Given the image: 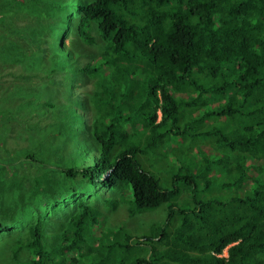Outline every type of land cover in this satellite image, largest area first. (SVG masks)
<instances>
[{
	"label": "trees",
	"instance_id": "16d2710c",
	"mask_svg": "<svg viewBox=\"0 0 264 264\" xmlns=\"http://www.w3.org/2000/svg\"><path fill=\"white\" fill-rule=\"evenodd\" d=\"M0 102V264H264V0H0Z\"/></svg>",
	"mask_w": 264,
	"mask_h": 264
},
{
	"label": "rangeland",
	"instance_id": "374dc122",
	"mask_svg": "<svg viewBox=\"0 0 264 264\" xmlns=\"http://www.w3.org/2000/svg\"><path fill=\"white\" fill-rule=\"evenodd\" d=\"M66 76H67L66 70H61V75L56 77L54 79V82L65 81ZM51 88L52 87H50L48 89V95L44 96V97H48L50 95ZM0 107H1V102H0ZM228 131H231V129H228ZM221 151L224 154H227L225 149H221ZM196 159H197V156H195L194 162H196ZM200 159L201 158H198V160H200ZM169 167L170 166L167 165L168 172H169ZM211 176H212V178H210L211 185L209 186V188L200 187V186L197 187V191H198L197 192L198 194L196 193V198L197 199H199V200L207 199L208 197L219 199L222 195L226 196V193H222V190L219 189L221 187V185H220L221 184V177L220 176L218 177V175H215V174H213ZM163 177L170 179V177H168V174H164ZM101 192H104V191H101ZM115 193L116 192L114 191V194ZM189 205H192V204H189ZM189 205H187V206H189ZM161 212H162V209H155V210L147 211V212L144 213L145 214L144 216H142L140 214V215H137L134 218H127L126 217V220H122V223H126L128 225V228H131V229H133L136 232L137 231L145 232V231L149 230L151 225H153L155 223V219H157V220L161 219V214H160V216L157 215V214H159ZM116 213H118V212H116ZM109 215L111 217V213H109ZM111 219H112V222H114V223L120 221V214L118 213L116 215H113L111 217ZM123 219H125V218H123ZM140 226L143 227L142 230L139 229Z\"/></svg>",
	"mask_w": 264,
	"mask_h": 264
},
{
	"label": "clouds",
	"instance_id": "9594fccd",
	"mask_svg": "<svg viewBox=\"0 0 264 264\" xmlns=\"http://www.w3.org/2000/svg\"><path fill=\"white\" fill-rule=\"evenodd\" d=\"M227 251H228V249H226V250L224 251L223 255H221V256H227Z\"/></svg>",
	"mask_w": 264,
	"mask_h": 264
}]
</instances>
